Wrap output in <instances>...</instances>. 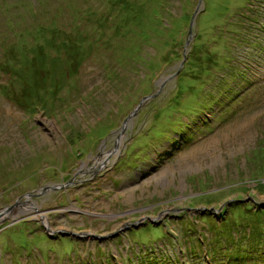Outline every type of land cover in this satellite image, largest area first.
<instances>
[{"label": "rangeland", "instance_id": "1", "mask_svg": "<svg viewBox=\"0 0 264 264\" xmlns=\"http://www.w3.org/2000/svg\"><path fill=\"white\" fill-rule=\"evenodd\" d=\"M16 1L0 0V65L32 59L21 43L39 41L10 40L32 21L30 1L24 16ZM61 1L35 9L43 21L61 13L69 43L49 62L31 51L37 106L24 108L26 87L1 92L0 67V212L37 206L0 216V264H125L145 249L226 264L221 249L255 239L264 254V0H141L125 46L72 18L77 6L95 21L104 12L87 7L100 0Z\"/></svg>", "mask_w": 264, "mask_h": 264}, {"label": "trees", "instance_id": "2", "mask_svg": "<svg viewBox=\"0 0 264 264\" xmlns=\"http://www.w3.org/2000/svg\"><path fill=\"white\" fill-rule=\"evenodd\" d=\"M25 1L26 0H17L15 3L11 4V7L15 10H19V9L24 7V9L26 11V13H22V15L24 16L27 14V10L25 8L26 6L24 4ZM28 1H30V3L32 4V8H33L32 10H30V16H31L32 21H31V23H26L25 24L26 26H25L22 24L23 19L20 18L17 21V23H18V25L19 24L23 25L22 30H16L14 32V36H11L10 40H13V39L19 40L20 37H22L21 35H24L25 32L32 34V35H38L39 41H37V44H35L34 47L31 46V48H30L28 46V44H22L21 43V45H24V46H22V47H24V49H27V47H28L29 53H30V55H33L32 56L33 58L32 59L25 58V61L23 59V62L21 65H19L18 63L13 64L16 62L17 57H15V59H13V60H10V58H8L9 59L8 61H6L2 65H0L1 69H3L4 76L6 77V83H5V85H3L1 92L4 89V95H5L8 90L9 91L12 90L13 92H15V95H16L17 93H19L20 87L21 88L26 87L27 90H25L24 93H22V94H25V92H26V96H25V98H22V96H21V100L22 99L24 100V103H22V104H23V106L27 112H28L29 108H32L33 106L38 105L37 99L40 100V97H41L40 95L42 94L41 91L39 92L37 90V86H36L37 83H35V80H37L38 72L40 73L42 69H41V66L39 65V62L37 61L36 57L34 56V53H31V51H34V49L37 50V48L40 47L42 49V52H44V54L46 55L45 58H48V59H43V62H46V61L49 62V59L52 58V56L50 55V51L52 49H56V48L57 49H60V48L63 49L64 47L67 46V44L69 45L67 40L63 38L62 30H63L64 24L62 25L60 23L61 17H58L61 13L56 12L48 20H45V21L38 18L39 14L37 11H35L37 5H40L41 3L44 4L45 1H49V0H28ZM69 1H71V0H69ZM64 3L66 4V2H64V0L61 1L60 6L62 7V5ZM99 3H100V5H97V6L94 5V6H88L87 7V10L91 8L92 12H96L95 10H99L100 12L102 10L104 12V14H100V16H98L95 19V21L92 19L95 17L93 15V13L89 14V12L88 13L86 12L84 15L80 16V14H82L83 11L81 10L79 13V11H77L78 7L77 6L74 7L75 12L73 13L74 16H72V18H74V20L78 19L79 21H81V17H85L88 20V22L90 20H92V22H89V23H90V25L92 24L94 32L96 33L95 36H93V33L92 34L87 33V31L82 30L80 25L77 23L79 25L78 31L80 32L78 34L80 35L81 33L82 34L85 33V36H87V34H89L88 37H91V36L97 37V35L100 34V31H101L100 27L101 26H104V27L108 26V27H110V29H112L113 33L116 32L117 36L120 35L119 37H117V38H119L117 41V44L121 42V45H122V42L124 39L125 40L124 46H125V44L127 43V36L125 35L126 32H124L125 27H126L125 25L132 22L133 17L131 15L136 14V16H138V14L139 15L141 14V11L143 9L142 4H141V0H100ZM1 4H2V7L4 8L5 2H2ZM60 6H58V7H60ZM65 7H68L70 9L69 6H65ZM65 9H67V8H65ZM76 15H79V17H76ZM141 15H143V14H141ZM113 18L118 19L117 24L114 27L112 26L113 22H111V21H113ZM100 19L102 21H100ZM48 22L57 23L58 25L57 26L53 25L52 29L48 30V27H47ZM109 22H111V23H109ZM9 23L11 24L9 26H12L13 22L11 23V21H9ZM17 28H19V26H17L16 29ZM5 30H6V28L3 31H5ZM6 32L7 31H5V33L3 32L2 34L6 35ZM98 38H100V40H101V34ZM41 39L44 40V42L42 44L40 43ZM105 47H106V45H105ZM0 48H1L0 53L3 54V56H6L7 52L5 51L4 45H2V47H0ZM106 48L111 49V46L106 47ZM119 49H120V47H119ZM31 61L34 62V64H31L32 63ZM236 68H237V66L234 69H236ZM36 71H37V73H36ZM248 209L251 210L250 208H248ZM254 210H255L254 212L256 213L257 216L264 213V210H262V211H258L257 209H254ZM225 220L227 222V218H225ZM233 223L236 225H239L235 220H233ZM240 224H243V222L240 221ZM221 226H226V225H221ZM259 235H260V233H259ZM256 240L257 239L251 240L248 242V244L242 245V248H245L247 250L244 251L243 249L242 250L240 249L239 251H236V252L234 251V253L232 252V249H235L236 246L226 245L225 250H223V249L220 250L221 252L227 251V253H226L227 255H225L228 257L226 264H250V263H248L249 259H253V260L256 259L257 260V257H262L264 259L263 253L257 254V257H256L255 253L257 251V247L259 246V244H254L256 242ZM259 240H262L261 236H260ZM249 248H251V249H249ZM159 250H162V249H159ZM216 251H217V248H216ZM208 252H209L210 258H213L214 254L211 255L210 250ZM217 253H218V251H217ZM218 256H220V255H218ZM123 258H124L125 264H179V263L182 264L180 259L177 256H174V257L167 256L166 254L164 255L163 252L161 253L159 251L158 252L152 251V249H145L143 251V253L138 255L137 259H135V258H128L127 259V257H123ZM215 258H217V257L215 256Z\"/></svg>", "mask_w": 264, "mask_h": 264}, {"label": "water", "instance_id": "3", "mask_svg": "<svg viewBox=\"0 0 264 264\" xmlns=\"http://www.w3.org/2000/svg\"><path fill=\"white\" fill-rule=\"evenodd\" d=\"M126 126H127V123H124V125H123V127H122V130H121L122 133L124 132ZM62 186H63V185H61L60 187H62ZM49 188H54V189H55L56 187L53 186V187H49ZM26 197H27V198L31 197V194H30V193H27ZM27 200H28V199H27ZM28 205L33 206V207L36 206V205H34V204L32 205L31 203H28V201L20 202V203H16L15 206H12V207L6 208V209H4L2 212H0V216H1L3 213H11V212L14 211L16 208H23V207H26V206H28ZM34 208L37 209V207H34ZM46 230H47L48 234L50 235V234H51V231L49 230L48 226H46ZM54 232L59 233V234H61V235H62V234H63V235H72V236H77V235H78V234L75 233V232L65 231V230H58V231H54ZM52 233H53V232H52Z\"/></svg>", "mask_w": 264, "mask_h": 264}, {"label": "bare ground", "instance_id": "4", "mask_svg": "<svg viewBox=\"0 0 264 264\" xmlns=\"http://www.w3.org/2000/svg\"><path fill=\"white\" fill-rule=\"evenodd\" d=\"M170 110H171L170 108L169 109H165L164 112H166V111L168 112ZM34 207H37V206H34ZM44 223L46 224V226H48L49 221H48L47 217H44Z\"/></svg>", "mask_w": 264, "mask_h": 264}]
</instances>
